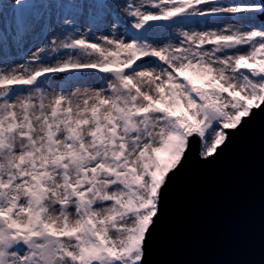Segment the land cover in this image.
<instances>
[{
    "label": "rangeland",
    "instance_id": "rangeland-1",
    "mask_svg": "<svg viewBox=\"0 0 264 264\" xmlns=\"http://www.w3.org/2000/svg\"><path fill=\"white\" fill-rule=\"evenodd\" d=\"M17 1L0 0V86L17 85L0 99V264H139L156 158L173 166L187 142L173 112L188 115L210 153L225 128L260 101L263 2L23 0L21 27ZM147 19L146 32L134 36ZM136 54L149 58L104 72ZM66 66L85 78H53ZM38 72L49 79L32 84ZM187 80L204 84L211 111ZM133 109L144 114L128 120L124 111ZM37 203L44 229L27 241L40 224L33 221ZM18 227L21 239L11 245L5 236ZM53 232L56 248L46 244Z\"/></svg>",
    "mask_w": 264,
    "mask_h": 264
},
{
    "label": "water",
    "instance_id": "water-1",
    "mask_svg": "<svg viewBox=\"0 0 264 264\" xmlns=\"http://www.w3.org/2000/svg\"><path fill=\"white\" fill-rule=\"evenodd\" d=\"M226 132L208 156L191 136L167 173L143 264H264V103Z\"/></svg>",
    "mask_w": 264,
    "mask_h": 264
},
{
    "label": "trees",
    "instance_id": "trees-1",
    "mask_svg": "<svg viewBox=\"0 0 264 264\" xmlns=\"http://www.w3.org/2000/svg\"><path fill=\"white\" fill-rule=\"evenodd\" d=\"M200 98H201L202 100L205 99L204 91H201V96H200ZM125 115H128V111L125 112ZM46 243L49 244V246H52V245L54 244L55 247H57L58 240L56 239V237H49V238L47 239V242H46Z\"/></svg>",
    "mask_w": 264,
    "mask_h": 264
},
{
    "label": "bare ground",
    "instance_id": "bare-ground-1",
    "mask_svg": "<svg viewBox=\"0 0 264 264\" xmlns=\"http://www.w3.org/2000/svg\"><path fill=\"white\" fill-rule=\"evenodd\" d=\"M239 128V127H238Z\"/></svg>",
    "mask_w": 264,
    "mask_h": 264
}]
</instances>
